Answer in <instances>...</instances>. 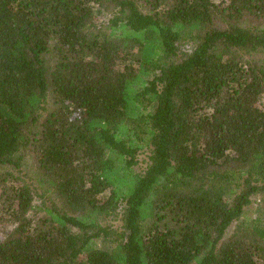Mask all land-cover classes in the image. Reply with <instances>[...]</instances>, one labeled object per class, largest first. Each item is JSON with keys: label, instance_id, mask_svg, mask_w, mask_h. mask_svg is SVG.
Here are the masks:
<instances>
[{"label": "trees", "instance_id": "16d2710c", "mask_svg": "<svg viewBox=\"0 0 264 264\" xmlns=\"http://www.w3.org/2000/svg\"><path fill=\"white\" fill-rule=\"evenodd\" d=\"M0 264H264V0H0Z\"/></svg>", "mask_w": 264, "mask_h": 264}, {"label": "rangeland", "instance_id": "374dc122", "mask_svg": "<svg viewBox=\"0 0 264 264\" xmlns=\"http://www.w3.org/2000/svg\"><path fill=\"white\" fill-rule=\"evenodd\" d=\"M254 204L252 203L250 206H248V208L246 209V211H245V214H246V216L247 217H250V218H252L251 216H253V209H254ZM231 229H232V227L231 228H229L227 231H226V235H228L230 232H231Z\"/></svg>", "mask_w": 264, "mask_h": 264}]
</instances>
